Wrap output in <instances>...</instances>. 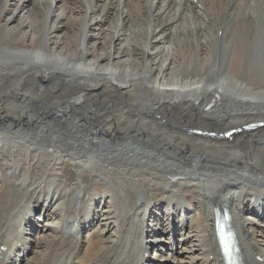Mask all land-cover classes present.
<instances>
[{
  "label": "bare ground",
  "instance_id": "obj_1",
  "mask_svg": "<svg viewBox=\"0 0 264 264\" xmlns=\"http://www.w3.org/2000/svg\"><path fill=\"white\" fill-rule=\"evenodd\" d=\"M255 123L264 0H0V264H264Z\"/></svg>",
  "mask_w": 264,
  "mask_h": 264
},
{
  "label": "rangeland",
  "instance_id": "obj_2",
  "mask_svg": "<svg viewBox=\"0 0 264 264\" xmlns=\"http://www.w3.org/2000/svg\"><path fill=\"white\" fill-rule=\"evenodd\" d=\"M241 66H242V60L240 58H235L230 63V68H231L232 75L237 76V74H239L242 71V67ZM146 77H147V74L145 73L144 77H141V78H139V79L136 80V84L143 83L144 82L143 80H145ZM117 83H120L121 84V82H117ZM138 90H139V88L137 89V91ZM222 109H223V112L225 110H227V108H225L224 105L222 106ZM11 113H15V111H11ZM220 120H222V117L221 116L218 117L217 122L220 121ZM247 167L250 168L251 166L249 164H247ZM153 185H155V183ZM123 186H125L127 190H129L130 192H132L133 194H135V188L137 187V185H134L133 181L129 182V180L126 179V180L120 182L119 188H122ZM149 189L150 188H148L147 191H149ZM166 242L167 241L163 242V244L166 243ZM167 245H168V243L165 245L166 248H167ZM95 249H97V248L95 247ZM199 262L201 263V260H199Z\"/></svg>",
  "mask_w": 264,
  "mask_h": 264
}]
</instances>
